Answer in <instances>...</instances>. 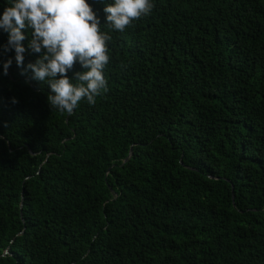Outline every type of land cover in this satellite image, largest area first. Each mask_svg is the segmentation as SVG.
<instances>
[{
  "label": "trees",
  "instance_id": "obj_1",
  "mask_svg": "<svg viewBox=\"0 0 264 264\" xmlns=\"http://www.w3.org/2000/svg\"><path fill=\"white\" fill-rule=\"evenodd\" d=\"M87 2L94 103L48 106L26 30L0 74V264H264V0H151L123 32Z\"/></svg>",
  "mask_w": 264,
  "mask_h": 264
},
{
  "label": "clouds",
  "instance_id": "obj_2",
  "mask_svg": "<svg viewBox=\"0 0 264 264\" xmlns=\"http://www.w3.org/2000/svg\"><path fill=\"white\" fill-rule=\"evenodd\" d=\"M104 23L123 32L133 20L147 15L151 0H99ZM27 49L39 54L34 62L23 64L31 78L47 84L46 102L50 108L71 114L81 100L92 104L106 90L104 69L109 61L106 42L110 36L101 30L100 17L87 0H5L0 10V32L6 43L0 50H12L14 57L0 62V74L7 75L13 59L21 67ZM78 64L80 71L66 73ZM15 103V98L11 99Z\"/></svg>",
  "mask_w": 264,
  "mask_h": 264
}]
</instances>
